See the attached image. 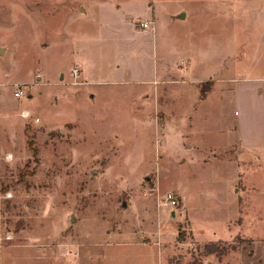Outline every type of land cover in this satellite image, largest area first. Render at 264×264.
Wrapping results in <instances>:
<instances>
[{"label":"rangeland","instance_id":"rangeland-1","mask_svg":"<svg viewBox=\"0 0 264 264\" xmlns=\"http://www.w3.org/2000/svg\"><path fill=\"white\" fill-rule=\"evenodd\" d=\"M1 47L0 264H264V0H0Z\"/></svg>","mask_w":264,"mask_h":264},{"label":"built area","instance_id":"built-area-1","mask_svg":"<svg viewBox=\"0 0 264 264\" xmlns=\"http://www.w3.org/2000/svg\"><path fill=\"white\" fill-rule=\"evenodd\" d=\"M141 25L143 26H148L149 25V21L147 20H142L141 21ZM80 71H81V68L79 65H76L74 66L73 70H72V73L73 75L76 77V76H79L80 75ZM22 89L21 88H16L15 90V95L16 96H20L22 94ZM166 197H167V202L171 205H175L177 203V199L176 197L174 196V193L173 192H167L166 194Z\"/></svg>","mask_w":264,"mask_h":264},{"label":"water","instance_id":"water-1","mask_svg":"<svg viewBox=\"0 0 264 264\" xmlns=\"http://www.w3.org/2000/svg\"><path fill=\"white\" fill-rule=\"evenodd\" d=\"M82 8V10L84 9V7H81ZM186 15V12L185 11H181V12H179L178 13V16L179 17H184ZM4 51V47H1L0 48V52H3ZM72 218L74 219L75 217L74 216H72Z\"/></svg>","mask_w":264,"mask_h":264},{"label":"crops","instance_id":"crops-1","mask_svg":"<svg viewBox=\"0 0 264 264\" xmlns=\"http://www.w3.org/2000/svg\"><path fill=\"white\" fill-rule=\"evenodd\" d=\"M79 65V64H78ZM72 73V72H71Z\"/></svg>","mask_w":264,"mask_h":264}]
</instances>
